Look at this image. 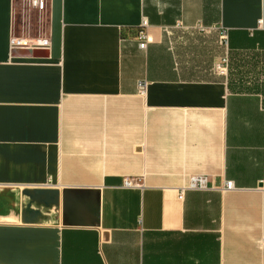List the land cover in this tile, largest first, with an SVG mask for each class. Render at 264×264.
I'll return each instance as SVG.
<instances>
[{"label": "crops", "instance_id": "crops-1", "mask_svg": "<svg viewBox=\"0 0 264 264\" xmlns=\"http://www.w3.org/2000/svg\"><path fill=\"white\" fill-rule=\"evenodd\" d=\"M45 3L16 31L0 0V264H264V0ZM33 188L58 206L24 224Z\"/></svg>", "mask_w": 264, "mask_h": 264}, {"label": "built area", "instance_id": "built-area-1", "mask_svg": "<svg viewBox=\"0 0 264 264\" xmlns=\"http://www.w3.org/2000/svg\"><path fill=\"white\" fill-rule=\"evenodd\" d=\"M46 0H23V5L26 10H32L36 12L39 16L45 10ZM145 28V21H142L140 24V30L137 33L138 40V49H144L146 45L145 32L142 30ZM219 40L220 43L225 46L226 45V34L225 31H219ZM9 45L11 49H19V50H35L42 49L47 50L49 47V41L44 37H12L9 40ZM213 70L218 75L224 76L227 70V59L226 57L219 58L213 65ZM146 83L144 81H138L136 83V87L139 92H142L145 88ZM206 184V180L202 177L193 176L187 179L186 186L179 189L177 191V199L180 200L182 198V194L185 190H204ZM121 187L123 188H134L141 189L142 181L141 179H123L121 182ZM233 190V186L231 182H224L221 191L228 192Z\"/></svg>", "mask_w": 264, "mask_h": 264}, {"label": "water", "instance_id": "water-1", "mask_svg": "<svg viewBox=\"0 0 264 264\" xmlns=\"http://www.w3.org/2000/svg\"><path fill=\"white\" fill-rule=\"evenodd\" d=\"M65 192L66 190L62 194ZM21 195L26 198L20 210V222L24 224L38 223L44 218L43 212L58 206V191L55 189H24Z\"/></svg>", "mask_w": 264, "mask_h": 264}, {"label": "rangeland", "instance_id": "rangeland-1", "mask_svg": "<svg viewBox=\"0 0 264 264\" xmlns=\"http://www.w3.org/2000/svg\"><path fill=\"white\" fill-rule=\"evenodd\" d=\"M26 12H27V10H26L25 6H22V13H18V15L16 13V21H15V25H16L15 29H16V31L17 30L18 31H20V30L26 31L31 26H33V27L39 26L37 17L34 16L32 13H31V17H32L31 21L29 22L26 19L27 18V13ZM242 57H243L242 61H246L244 56H242ZM239 66H240L239 70L242 71V69H240V68H242L243 65L240 63ZM232 67H234V65Z\"/></svg>", "mask_w": 264, "mask_h": 264}]
</instances>
